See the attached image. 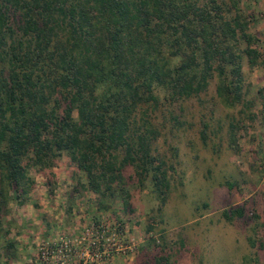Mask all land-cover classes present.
<instances>
[{"label":"trees","instance_id":"obj_1","mask_svg":"<svg viewBox=\"0 0 264 264\" xmlns=\"http://www.w3.org/2000/svg\"><path fill=\"white\" fill-rule=\"evenodd\" d=\"M254 22L239 0H0V237L8 203L27 200L28 168L50 170L61 152L70 198L88 190L131 211L128 178L148 177L161 206L171 167L150 147L157 92L188 99L214 76L224 107L248 108L241 60L262 62Z\"/></svg>","mask_w":264,"mask_h":264},{"label":"rangeland","instance_id":"obj_2","mask_svg":"<svg viewBox=\"0 0 264 264\" xmlns=\"http://www.w3.org/2000/svg\"><path fill=\"white\" fill-rule=\"evenodd\" d=\"M239 8L256 21L249 31L262 60L252 68L241 60L248 108L224 107L214 76L188 99L168 101L157 92L150 147L171 167L164 203L159 206L148 177L139 187L134 176L127 182L131 211L122 210L116 196L99 206L88 190L70 198L75 168L61 152L50 170L29 167L27 200L8 203L0 264H37L39 241L78 238L85 229L104 230L110 248L104 264H156L157 253L170 255V264H264V0H239ZM235 207L241 216H222Z\"/></svg>","mask_w":264,"mask_h":264},{"label":"built area","instance_id":"obj_3","mask_svg":"<svg viewBox=\"0 0 264 264\" xmlns=\"http://www.w3.org/2000/svg\"><path fill=\"white\" fill-rule=\"evenodd\" d=\"M99 230L100 232L95 230L92 234L85 229L83 236L78 238L58 236L39 241L36 245L37 264H104L110 248L108 238L104 237V230ZM82 242L84 249L77 252Z\"/></svg>","mask_w":264,"mask_h":264}]
</instances>
